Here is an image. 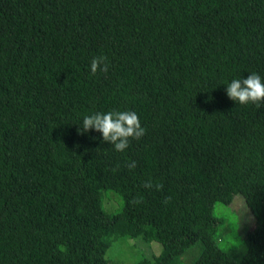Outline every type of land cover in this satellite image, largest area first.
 <instances>
[{"label": "trees", "instance_id": "16d2710c", "mask_svg": "<svg viewBox=\"0 0 264 264\" xmlns=\"http://www.w3.org/2000/svg\"><path fill=\"white\" fill-rule=\"evenodd\" d=\"M253 72L264 81V0H0V264H105L137 236L161 245L140 264L196 244L186 264H264V105L226 95ZM109 111L146 129L123 152L78 132ZM235 193L253 216L239 256L212 212Z\"/></svg>", "mask_w": 264, "mask_h": 264}, {"label": "rangeland", "instance_id": "374dc122", "mask_svg": "<svg viewBox=\"0 0 264 264\" xmlns=\"http://www.w3.org/2000/svg\"><path fill=\"white\" fill-rule=\"evenodd\" d=\"M102 208L107 213L119 209L121 199L110 190H101ZM212 212L219 219L216 229L218 245L232 256H239L244 249L243 236L253 222V216L246 207L242 196L235 193L229 204L214 203ZM199 245H194L186 253L175 258L172 264H186L198 253ZM161 251L157 241H144L141 237H118L111 241L105 252V264H140L151 260Z\"/></svg>", "mask_w": 264, "mask_h": 264}, {"label": "clouds", "instance_id": "9594fccd", "mask_svg": "<svg viewBox=\"0 0 264 264\" xmlns=\"http://www.w3.org/2000/svg\"><path fill=\"white\" fill-rule=\"evenodd\" d=\"M90 70L93 75L98 72L106 73L108 71L107 57H94L90 64ZM226 95L241 105L254 104L259 107L264 105V81L260 75L254 72L250 73L247 78L233 79L227 84ZM81 125L78 132L83 134L89 130H95L102 134L103 141L113 145L118 152L125 151L131 139L139 140L146 133V129L141 126L139 117L134 111L97 112L85 116ZM128 167L134 168L135 162ZM144 186L151 188V181H146ZM155 187L159 190L162 185L157 184ZM133 203H140V200L134 199Z\"/></svg>", "mask_w": 264, "mask_h": 264}]
</instances>
